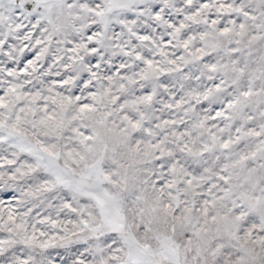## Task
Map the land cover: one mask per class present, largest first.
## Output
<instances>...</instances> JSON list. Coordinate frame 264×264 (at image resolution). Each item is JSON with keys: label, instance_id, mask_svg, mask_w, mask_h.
Returning <instances> with one entry per match:
<instances>
[{"label": "snow or ice", "instance_id": "snow-or-ice-1", "mask_svg": "<svg viewBox=\"0 0 264 264\" xmlns=\"http://www.w3.org/2000/svg\"><path fill=\"white\" fill-rule=\"evenodd\" d=\"M0 264H264V0H0Z\"/></svg>", "mask_w": 264, "mask_h": 264}]
</instances>
